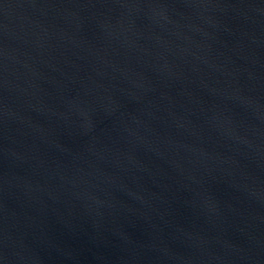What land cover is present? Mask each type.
Masks as SVG:
<instances>
[{"label":"water","instance_id":"95a60500","mask_svg":"<svg viewBox=\"0 0 264 264\" xmlns=\"http://www.w3.org/2000/svg\"><path fill=\"white\" fill-rule=\"evenodd\" d=\"M0 264H264V0H0Z\"/></svg>","mask_w":264,"mask_h":264}]
</instances>
